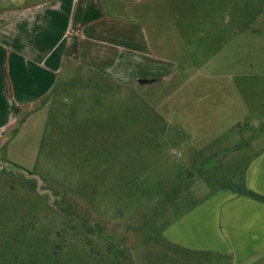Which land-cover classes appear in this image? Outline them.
<instances>
[{
    "label": "rangeland",
    "instance_id": "rangeland-1",
    "mask_svg": "<svg viewBox=\"0 0 264 264\" xmlns=\"http://www.w3.org/2000/svg\"><path fill=\"white\" fill-rule=\"evenodd\" d=\"M140 7L136 21L150 26L154 55L175 68L131 86L72 69L40 106L45 125L29 123L8 154L14 130L0 139V264H48L55 243L54 264H109L107 242L89 236L92 252L75 215L108 229V241L117 234L138 245L215 191L241 186L264 150V0ZM147 246L141 256L179 259L164 264H230Z\"/></svg>",
    "mask_w": 264,
    "mask_h": 264
},
{
    "label": "crops",
    "instance_id": "crops-1",
    "mask_svg": "<svg viewBox=\"0 0 264 264\" xmlns=\"http://www.w3.org/2000/svg\"><path fill=\"white\" fill-rule=\"evenodd\" d=\"M147 1L0 0V139L27 114L6 140L7 154L29 123L45 125L47 114L38 120L46 113L40 106L61 74L80 68L131 86L157 81L175 68L154 55L150 26L136 21ZM240 184L264 198V150L246 164ZM162 236L230 264H264V202L220 189L175 218Z\"/></svg>",
    "mask_w": 264,
    "mask_h": 264
},
{
    "label": "trees",
    "instance_id": "trees-1",
    "mask_svg": "<svg viewBox=\"0 0 264 264\" xmlns=\"http://www.w3.org/2000/svg\"><path fill=\"white\" fill-rule=\"evenodd\" d=\"M59 88V87H57ZM56 88V89H57ZM55 89V90H56ZM55 90L52 92V94L55 92ZM45 103V101L43 102ZM27 114H25L16 124L15 128H14V133H16L19 128L21 127V125L24 123L25 118H26ZM17 169H20L18 167H16ZM20 171L24 172L22 169H20ZM236 191V193L243 195V196H247V197H251L254 198L256 200H259L261 202H264V198L260 197L250 191H248L245 187L243 186H238L236 189H234ZM66 200V197L64 198ZM55 206H58V203H55ZM63 210V209H62ZM65 210V209H64ZM69 214H71L72 216V210L69 212ZM74 217V216H72ZM64 218L67 220V217L64 216ZM78 219V220H77ZM68 220H70V218H68ZM74 221L76 223H78L80 225V227L84 228L85 231V240L88 242V245L90 246V249L92 252H94L96 255L98 254V249L96 248L95 243L93 244L92 239L89 238V236H91V238H98V240H103L107 242V246H106V252L107 255L110 257V261L109 264H164L165 261L162 260L163 258H167V259H171L170 261H173L176 259V257L173 258V255H170L168 253L165 254H159L157 257H154L152 255H149V253H145L143 256L140 255V253L142 251L145 250L147 246V244L149 243H153L155 241L156 243H161L166 247H169L170 249H178L184 253H193L190 252L186 249L180 248L178 246H175L173 244H171L170 242H168L163 236H159L156 235V237H149V238H145L143 240H141L138 245H133L131 243L129 244H124V238H119L116 234L115 239L112 240H107V238L104 236V231H107L108 229H106L105 227L100 226L97 223H92L90 222V220L88 218L86 219H79L76 218V215L74 217ZM71 221L74 223V225L70 226V228H76L75 226V222ZM70 222V221H69ZM92 224V225H91ZM91 226V227H90ZM111 231H114L116 233L117 228H112ZM109 231V232H111ZM143 237H141L140 239H142ZM91 240V241H90ZM53 245V244H52ZM51 245V246H52ZM60 244L55 243L49 251L45 252L44 258L46 259L48 264H54L55 262H57L58 259H56L57 257V251L59 248ZM108 249V250H107ZM162 249H160L161 251ZM164 253V251H162ZM203 255H208L206 253H201ZM162 258V259H160ZM147 260H150V262H148ZM176 260H179L178 258ZM146 263H145V262Z\"/></svg>",
    "mask_w": 264,
    "mask_h": 264
},
{
    "label": "water",
    "instance_id": "water-1",
    "mask_svg": "<svg viewBox=\"0 0 264 264\" xmlns=\"http://www.w3.org/2000/svg\"><path fill=\"white\" fill-rule=\"evenodd\" d=\"M146 81H139V83H145Z\"/></svg>",
    "mask_w": 264,
    "mask_h": 264
}]
</instances>
